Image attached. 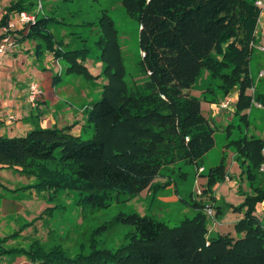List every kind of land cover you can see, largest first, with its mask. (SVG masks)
Wrapping results in <instances>:
<instances>
[{
	"label": "trees",
	"instance_id": "obj_1",
	"mask_svg": "<svg viewBox=\"0 0 264 264\" xmlns=\"http://www.w3.org/2000/svg\"><path fill=\"white\" fill-rule=\"evenodd\" d=\"M256 1L122 0L140 23L142 69L148 79L138 89L124 80L119 32L104 12L98 23H91L99 33L97 57L103 70L98 76L108 79L101 98L86 112L82 128L89 127L91 137L74 134L76 122L63 127L37 124L24 135L0 134V168L35 177L36 182L26 186L47 192L50 199L76 191L78 205L103 208L113 192L126 193L128 199L153 188L164 166L185 160L203 167L199 160L214 146L215 129L202 112V100L219 103L239 86L236 114L245 118L242 112L253 101L264 106V93H247L254 86L250 61L262 11ZM32 3L11 1L0 28L13 12L31 11ZM56 21L53 16L38 19L24 39H34L38 51L48 50L63 60L67 74L95 78L84 63L91 49L66 50L48 27ZM202 70L208 71L211 98L191 93ZM231 143L241 168L238 192L243 200L217 202L213 195L217 183L233 178L224 161L206 174L203 168L201 175L207 179L202 193H210L217 221L230 210L243 213L235 223L236 236L210 235L206 202L196 200L194 214L176 226L137 212L121 214L119 219L134 231L115 248L99 246L96 236L105 226L93 232L89 252L81 249L73 256L59 244L50 249L40 244L6 247L23 226L0 237V257L21 254L34 264H264V216L257 214L264 202V137L243 136ZM57 207H46L36 220Z\"/></svg>",
	"mask_w": 264,
	"mask_h": 264
},
{
	"label": "rangeland",
	"instance_id": "obj_2",
	"mask_svg": "<svg viewBox=\"0 0 264 264\" xmlns=\"http://www.w3.org/2000/svg\"><path fill=\"white\" fill-rule=\"evenodd\" d=\"M11 1L14 0H0V15L5 12L6 6ZM27 1L33 2L30 4V8L37 19L53 16L56 20H61L60 22L50 23L48 27L56 39L63 41L62 45L66 50L84 47L91 49L90 56L84 63L91 69L89 70L92 75L95 76L93 79L77 74H67L65 72V62L53 54L55 61L53 72L58 74L59 71L56 66L59 67L61 65L63 70L65 69L61 72V75L63 73V79L58 84L56 83L58 91L74 88L76 92L83 94V101H78L75 106L79 108L84 105L87 106L84 115L85 119L87 110H90L93 106L92 104L101 98L104 85L108 83L105 75L98 76L103 70L102 62L97 57L101 53V49L97 46L99 33L97 25L93 26L91 24L98 23L100 16L104 12H107L113 18L119 32L125 69L124 80L130 87L138 89L148 79L147 74L142 69L143 54L140 44V23L137 18L132 17L127 12L122 0H42L43 8L39 7L40 0ZM16 12L18 11L13 13ZM1 30L2 27L0 28V34ZM28 30L29 28L27 27L16 32L15 38L18 43L24 40ZM253 46L254 48L256 47L253 53H261L260 55H262L264 60V49H258L255 41ZM41 50L43 51L41 53H52L48 50ZM40 62L37 63V68L42 71ZM42 62H45V65L48 63L45 59ZM254 63L255 60L253 59L251 65L255 77L254 85L257 93H259L264 91V74L261 75L258 69H255ZM48 65L52 67V62L48 63ZM203 78L204 83L199 87V89H203L202 93L198 94V91L194 93L198 96L211 98V94L207 92V87L209 86L207 70L201 71V75L195 84L202 81ZM31 82L39 83L42 90L35 106H32L28 101L34 108L38 106V101L42 102L44 93L38 79H33ZM28 95L29 88L27 99ZM46 101L51 104L50 99L46 98ZM66 104L62 100L60 104L50 105V108L57 109L59 112L62 106ZM234 116L235 118L227 123L217 121L214 124L215 144L199 160L203 167H198L196 163L185 160H179L164 166L154 179L153 183H155V186L153 188H147L138 195L128 199H126V193L113 192L109 206L103 208L78 205L75 202L78 198L76 191H63L50 199V195L47 192H39L35 188L26 186L35 183V177L20 173L12 167L0 168V237L11 235L25 226L17 236L8 240L5 244L6 247L30 248L33 244H40L44 248L50 249L52 246L59 244L70 256H73L80 252L81 249L86 252L90 251L93 232L102 226H105L104 231L96 236L99 246L107 248L119 246L126 234L134 231L132 225L119 219L121 214L127 215L137 212L141 215L153 216L172 226H176L186 216L193 215L196 210L193 203L196 200L202 203L206 202L204 211L207 214L210 235L229 233L236 236L235 223L238 221L237 218L243 213L232 210L230 213L227 212L221 221H218L220 223L215 224L217 221L215 218L216 209L211 203L214 201H211L210 193H202L206 187V184L205 187L203 184L206 177L200 175L203 168V172L206 174L211 167L217 166L224 161L228 175L230 173L233 177L227 176V179L236 180V175H233V167L235 162H238L234 158L236 148L231 141L243 136H264V107H259L255 102L252 112L248 116L244 118L240 114H236V112ZM81 131L85 138H89L92 135V130L89 127L87 130L85 128ZM262 169H264V164ZM182 172L185 175H182ZM227 179L214 186L213 195L215 197L219 196V198L216 197L217 202L220 198H223L233 204L237 203L239 198L242 199L243 196L239 194L238 189L237 191L234 190L235 187ZM208 201L210 202L209 204L207 203ZM53 205H58V207L52 215L45 214L42 218L36 220V217L43 213L46 207ZM207 205L213 207V214L206 210ZM257 214L260 217L264 216V202L258 204ZM0 264L34 263L28 261L25 255L12 254L0 257Z\"/></svg>",
	"mask_w": 264,
	"mask_h": 264
},
{
	"label": "crops",
	"instance_id": "obj_3",
	"mask_svg": "<svg viewBox=\"0 0 264 264\" xmlns=\"http://www.w3.org/2000/svg\"><path fill=\"white\" fill-rule=\"evenodd\" d=\"M1 16L2 15H0V18ZM255 43L258 45V49H262V46L264 47V10L261 11L259 17ZM36 44L34 39L26 38L21 40L13 51L0 53V134L8 136L24 135L37 124L43 127H63L73 122L77 124L72 128V132L74 134H81V130L83 129L82 125L86 122L84 115L87 106L84 105L79 108L75 105H77L78 101L82 102L84 96L82 93L76 92L74 88L61 89L60 92L58 91L57 84L63 79V73L61 75V72L65 69L63 70V67L59 64L60 69L56 66L59 72L55 74V72H53V68H55L53 53H41L43 52L42 50L38 51V48H35L37 47ZM260 54L261 53H252L250 61V75L254 84L255 77L251 65L253 59L255 60L253 64L255 69H258L259 73L262 71L264 72V60ZM42 58L48 63L52 62V67H49L48 63L45 65V62H42ZM39 61H41L42 71L37 68V63ZM33 79L39 80L44 93L42 102L38 101V106L34 108L29 104L27 99L29 84ZM203 83L204 78L193 86L194 89H191V93L196 95L194 92L198 91V94H201L203 89H199V87H201ZM255 87L254 85V87L248 88L247 93H257ZM261 92L264 93V91ZM227 97L231 98L227 106L221 104L225 98L219 103H209L202 100V112L210 119L212 124H215L217 121L227 123L235 118L234 113L239 98V86L234 87ZM46 98L50 99L51 104L47 103ZM62 100L67 104L63 105L59 112L57 109L50 108V105L60 104ZM255 102L259 107H264L257 101H254L251 106L242 113H246V116H248V114L252 112V107ZM233 169V175H236V180H227L235 187L234 190L237 191L239 185L238 174L241 171L240 165L235 162ZM206 181L207 179L204 178V187ZM216 197L219 198L218 195ZM243 198H239L237 203L234 204L240 203ZM207 203L209 204L210 202L208 201ZM242 217L243 214H241L237 220ZM217 223L220 222L216 221L215 224Z\"/></svg>",
	"mask_w": 264,
	"mask_h": 264
},
{
	"label": "built area",
	"instance_id": "obj_4",
	"mask_svg": "<svg viewBox=\"0 0 264 264\" xmlns=\"http://www.w3.org/2000/svg\"><path fill=\"white\" fill-rule=\"evenodd\" d=\"M256 3L261 7V10H264V0H257ZM39 7L43 8L42 0L39 1ZM36 15L29 10H21L16 13H12L7 25L2 27L1 34H3L2 39L0 40V53H5L9 50H14L19 44L17 39L15 38L16 32L18 30L27 28L37 22ZM254 44V43H252ZM264 49V47H262ZM264 72H261L263 75ZM41 88L39 83L31 82L29 86V95L28 101L32 106L37 104V100L39 99V95H41ZM231 101L230 97H226L222 103V105L227 106ZM199 192V191H198ZM202 192V191H201ZM206 210L210 213H214V209L212 206L207 205Z\"/></svg>",
	"mask_w": 264,
	"mask_h": 264
}]
</instances>
